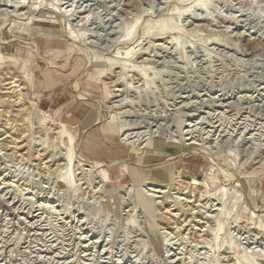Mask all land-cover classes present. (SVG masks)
Returning a JSON list of instances; mask_svg holds the SVG:
<instances>
[{
  "label": "rangeland",
  "instance_id": "374dc122",
  "mask_svg": "<svg viewBox=\"0 0 264 264\" xmlns=\"http://www.w3.org/2000/svg\"><path fill=\"white\" fill-rule=\"evenodd\" d=\"M0 52V264H264V0H0Z\"/></svg>",
  "mask_w": 264,
  "mask_h": 264
},
{
  "label": "crops",
  "instance_id": "0c3cea01",
  "mask_svg": "<svg viewBox=\"0 0 264 264\" xmlns=\"http://www.w3.org/2000/svg\"><path fill=\"white\" fill-rule=\"evenodd\" d=\"M6 56H9L8 54H4V53H2V52H0V63H2L3 61H4V57H6ZM47 84H49V83H47ZM49 86H50V84L49 85H47V88H49ZM47 88H44V89H46L47 90ZM42 92L43 90H42V88H40V89H38L37 90V92ZM48 92V91H47ZM47 92H45V93H47ZM43 93V92H42ZM44 93V94H45ZM48 93H51V89L49 90V92ZM47 93V94H48ZM52 95V94H51ZM89 120V117H87V118H85V120L83 121V123H87V121ZM64 128H66V126L64 125L63 126ZM155 159H157V158H149L148 160L149 161H159V160H155ZM148 160H146L145 162H144V164L148 161ZM170 168L168 167L167 168V165H163V166H161L160 168H157V170L155 171V172H152V174H150V176L148 177L147 175H145V174H142V177L141 178H143V180L144 179H148V181H145V182H152V180H156V181H160V179L161 178H163L164 176H166L167 174H170ZM159 177V178H158Z\"/></svg>",
  "mask_w": 264,
  "mask_h": 264
},
{
  "label": "bare ground",
  "instance_id": "6f19581e",
  "mask_svg": "<svg viewBox=\"0 0 264 264\" xmlns=\"http://www.w3.org/2000/svg\"><path fill=\"white\" fill-rule=\"evenodd\" d=\"M8 15V14H7ZM49 59V58H48ZM118 91V90H117ZM163 119V118H162ZM208 125V124H207ZM141 133H143V132H141ZM146 134V133H145ZM208 134V133H207ZM137 135V134H136ZM129 137V136H128ZM148 137V136H147ZM146 139V138H145ZM144 140V139H143ZM145 141V140H144ZM143 144V143H142ZM171 160H172V158H171ZM93 164V163H92ZM102 164V163H101ZM101 164L99 163V165L101 166ZM144 164V163H143ZM216 164V163H215ZM98 165V164H97ZM96 164H95V166H97ZM99 166V167H100ZM170 174H172V173H170ZM142 175V174H141ZM180 177H178V178H180L181 179V174L179 175ZM175 178V177H174ZM123 179V178H122ZM122 179H120L119 180V182H125V180L123 181ZM137 180H138V178H136ZM140 181V180H139ZM141 181L143 182V183H146L145 181H147L146 179H144L143 180V178L141 179ZM193 184V186H199L201 183H199V182H196L195 180H194V182L192 183ZM150 186L151 185H153V186H155L154 188H157V187H161L160 185H158V184H149ZM157 185V186H156ZM168 187V186H167ZM135 190V189H134ZM149 191H152L153 193H164L163 191L161 192V190H158V189H149ZM139 193V192H138ZM157 198V197H156ZM199 208V207H198ZM213 211V210H212Z\"/></svg>",
  "mask_w": 264,
  "mask_h": 264
}]
</instances>
